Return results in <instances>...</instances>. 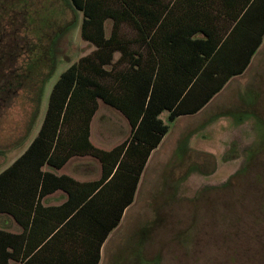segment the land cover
I'll return each instance as SVG.
<instances>
[{"label":"trees","instance_id":"16d2710c","mask_svg":"<svg viewBox=\"0 0 264 264\" xmlns=\"http://www.w3.org/2000/svg\"><path fill=\"white\" fill-rule=\"evenodd\" d=\"M65 3L83 14L82 39L96 49L60 75L38 135L0 173V218L22 229L0 228V264H99L151 154L169 132L162 114L174 122L199 113L245 73L264 39V0ZM54 71L52 59L49 74ZM99 101L131 128L110 151L91 142ZM78 156L99 160V180L54 173ZM59 190L68 195L65 203L42 204Z\"/></svg>","mask_w":264,"mask_h":264},{"label":"rangeland","instance_id":"374dc122","mask_svg":"<svg viewBox=\"0 0 264 264\" xmlns=\"http://www.w3.org/2000/svg\"><path fill=\"white\" fill-rule=\"evenodd\" d=\"M82 22L65 0H0V173L38 135L60 75L95 51ZM161 118L169 132L100 264H264V39L245 73L203 110ZM130 135L126 118L99 101L93 145L110 151ZM57 172L93 182L102 165L78 156Z\"/></svg>","mask_w":264,"mask_h":264},{"label":"crops","instance_id":"0c3cea01","mask_svg":"<svg viewBox=\"0 0 264 264\" xmlns=\"http://www.w3.org/2000/svg\"><path fill=\"white\" fill-rule=\"evenodd\" d=\"M54 173L57 174V175H63L62 173H58V172H54ZM66 175H68V174H66ZM69 176H71V175H69ZM71 177L78 181V179L76 177H74V176H71ZM67 200H68L67 193H65L64 191L59 190V191H56L53 194H50V195L46 196L42 200V204L44 206H58V205H61V204L65 203ZM0 228H2L4 230H7L9 232H12V233H16V234H19V233L22 232L21 227L12 218H10L8 216H3V217L0 218ZM106 242H105V244H106ZM105 244L103 245L102 250H101V260H102V252L104 250ZM101 260H100V262H101Z\"/></svg>","mask_w":264,"mask_h":264}]
</instances>
